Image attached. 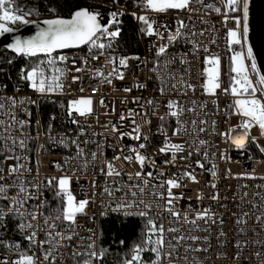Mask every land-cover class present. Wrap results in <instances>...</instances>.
Listing matches in <instances>:
<instances>
[{"label":"built area","instance_id":"2783aa9c","mask_svg":"<svg viewBox=\"0 0 264 264\" xmlns=\"http://www.w3.org/2000/svg\"><path fill=\"white\" fill-rule=\"evenodd\" d=\"M101 2L105 8L95 11L106 13L107 24L111 22L110 14L113 11L122 12L123 15L126 12L135 14L142 50L139 52L121 50L118 46V37L112 42L111 48L104 50V55L100 56L99 60H95L89 55L88 45H84L80 49L53 53L54 57L64 55L68 57V60L66 63L57 61L52 66L47 64L48 58L41 55L33 66H22L14 86H9L7 82L3 81L0 70V101L5 103V109L0 113V119L5 121L9 119V103L6 98L13 97L17 102L26 101L24 105L16 107L15 115L18 120L29 122L23 129V133L24 137H32L27 140L26 149H20L17 146L12 153L0 145V168L4 170L2 174L5 177L4 180L0 181V184L10 185L14 181L19 183L15 177H9L8 170L10 166L17 163L25 164L27 168L31 169V172H24L22 179L26 186H29V181H40L41 191L39 195L41 200L46 201L43 211L45 215H48L61 206V200L57 198L54 186L45 187L47 182L45 178L60 177L65 174L71 176L70 190L76 199L88 198L94 201L86 209L87 216H77V221L82 226L78 227L76 231L85 240L91 235L89 229L97 233L96 245L101 248V218L108 215H123L120 212L112 211L116 207L117 201L156 200L155 197L147 194L136 198H133L130 193L125 195L126 186L139 183L138 180H130L128 174L134 176L137 171H143L145 174L151 171L154 177L151 179V184L158 185L162 181L179 178L185 171H191L196 174L199 183H192L185 179L179 189H173L175 195L179 196L182 193L185 197L178 201L177 209L186 212L190 205L189 217L191 218L195 216L197 211L208 208L212 213H215L217 222L215 224L209 222L205 225L204 221H199L198 223L210 230L192 233L201 237L208 236L207 243L197 241L193 244V247H208V251L189 252L187 253V262L181 259L176 264H264V179L260 178L264 177V154L255 155L250 148L253 136L256 137V144L260 148L264 147V136L260 134L258 126L253 127L251 134L246 136V148L241 151L237 150L234 144L214 134L212 131L213 120L217 122L215 131L223 132L228 126L238 124L243 117L233 114L234 108L231 105L234 104L236 98L230 93L225 95L218 89L215 96H210L205 94L202 88L206 79L204 70L206 67H210L205 63L207 56L218 55L220 57V81L223 88L228 87L230 76L234 75L231 72L233 66L231 57L236 51L244 50L238 45L235 47L229 45L227 32L229 28H235V24L229 20L225 26L223 16L217 15L214 11L216 7H220L223 11V3L221 0H203V3H192L190 5L191 11L169 9L166 12L157 13L146 8L130 6L121 0H118V3H114L113 0H101ZM206 5H211V7ZM123 15L118 17L119 21ZM143 15H147L150 20L155 21L154 28L164 36V39H160L156 35L149 36L145 31H142L144 25L138 17ZM230 15H241V13H230ZM181 20L185 25H188L182 30L184 37L169 43L167 37L175 32ZM116 27L117 25H112L109 31ZM201 32L204 35H199ZM192 33L197 35L193 36ZM193 41L200 46L199 50L194 49ZM213 41L215 42L213 43ZM102 42L107 43V41ZM162 45H168L167 53L158 56V49ZM204 48H207L208 51L205 52ZM97 52V49L92 50L93 55ZM107 57L116 58L117 64L115 66L123 72V80L113 78L111 84L107 81L101 84L98 79L92 78L97 68H101L105 74L112 71L114 65L107 63ZM134 57H139V59H133ZM181 57H184L188 63L182 64ZM85 58L88 60L86 70L76 72V67H85L82 63ZM120 58H129L126 68L119 67ZM41 61L44 63L40 64ZM246 63H250V61H246ZM165 64H167L166 67ZM37 65L44 69L47 78L46 83H52V76L59 75L55 71L56 69H65L67 77L64 79L63 90L46 91L41 94L32 89L30 82L21 77L26 74L27 70H31ZM257 66L260 70L259 74H262L258 63ZM73 76H78L79 79L73 82ZM251 76L255 83L258 80V75L253 73ZM181 78L196 85L195 92L187 91L185 95L179 85H177V90H173L172 84ZM137 84L142 85V87H136ZM81 87L84 91L80 90ZM162 87L165 89L164 94H161L160 91ZM124 88H131L132 90L126 92ZM257 96L261 97L259 91ZM81 97H92L94 109V114L87 119L75 117L84 124L83 135L80 134L81 127L73 124L71 122L72 117L68 115L69 102ZM101 99L104 100L106 106L100 105ZM149 100L153 101V104H148ZM193 100L196 101L197 105L206 103L207 107L203 110L197 108L196 113L186 110L180 119L186 122L190 133L191 121L196 120L198 126L200 120L208 121L204 127L208 128L209 131L199 133V139L208 141V145L206 147L197 145L198 151L190 148L193 135H172L173 130L178 126L175 117L167 115L166 120H160L161 116H165L169 112L166 107L169 101H179L185 109H189L193 106L191 103ZM32 101L35 103H31ZM121 115L125 116L126 119L121 121ZM133 118L136 124H140L142 119L151 121V123L142 124L141 140L137 141L129 136L119 139L120 132L135 135L133 129L136 124H133ZM113 124L119 130L116 133L111 132V125ZM104 125H108V127H104ZM165 131L167 136L164 134ZM93 133H97V135H93ZM99 133L104 135H99ZM13 135L21 136L19 131L13 132ZM233 135L245 136L244 132L239 131V129ZM37 136L38 138H36ZM143 136H147L146 141ZM168 138L171 139L172 143L185 145L184 151L177 153L174 161L171 152L161 153L159 151L160 148L164 147ZM74 139H78L80 147L85 150L88 160L86 169L82 167L84 161L76 157L77 148L72 143ZM85 140L89 142L84 144L83 141ZM61 141H66L67 146ZM140 143H145L146 148L140 149ZM98 145L101 146L99 150ZM129 148H136L141 154L148 156L154 161V166L146 161L145 167L141 169L135 159L131 163L124 161V155L135 156V153L129 152ZM189 151H192L191 155H189ZM205 151L208 152L207 158L203 155ZM92 152H97L95 161L91 159ZM221 153H224L229 159H222ZM9 155L26 157V159H6ZM115 156H120L121 159L113 160ZM181 157L185 158L182 159ZM105 161H112L121 172V176L113 178L102 173L100 169ZM165 161L172 162L164 163ZM197 161L204 164L203 169L197 167ZM55 163H59L63 171L55 168ZM213 164L217 166L218 170L216 177H213L209 171ZM37 169H39L38 174ZM229 169L231 170L230 174ZM250 176L256 178H249ZM113 179H115V183H113ZM213 182L216 184L215 188L210 186ZM185 184L187 187H184ZM105 187L120 190L114 191V195L109 197L104 192ZM166 187L156 190L166 194ZM217 193L220 197L218 200L210 198ZM200 194L203 195V199L198 200L197 196ZM7 195L10 197L17 196V189L15 187L9 188ZM40 202V200L35 199L28 200L25 209L31 211L32 207L40 204ZM9 205L10 201L0 199V207L4 208L5 211ZM129 211L136 212L137 209L131 208ZM155 211L156 209H153V212ZM101 212L107 214L101 215ZM90 217L92 218L90 219ZM241 217L247 221L246 224L236 223L237 219ZM257 217L262 219L257 220ZM221 219L223 224L219 222ZM21 222L22 220L19 219V224ZM164 224L166 228L169 225L180 226L174 222L173 218L168 217L167 213L164 214ZM189 227L190 225L185 224L182 233L168 235H187ZM241 228L244 229L243 232L240 231ZM221 230L226 233L225 236L219 235ZM20 231L25 238L28 231L21 229ZM43 239L45 237L41 232L38 234V240ZM25 240L30 249L18 251L11 246L0 249V264H15L16 261L20 260L21 254L35 255V257L42 259V253L47 245H45V249H42L38 243L30 244L26 238ZM237 241L243 242V246L239 249L235 247ZM70 243L71 247L60 249L63 256L58 257L56 264H82L84 257L80 256L73 259L71 255L74 249L81 252L85 251L83 248L76 249V246L81 243L80 239L76 237ZM187 243L192 244L193 242L188 241ZM221 253L224 255L221 256ZM237 253H239V258H237ZM256 253H260V255L257 256ZM178 255L181 257L185 255L184 247L178 249ZM130 258L131 253L127 259ZM143 259L145 264H152L155 254L146 251L143 253Z\"/></svg>","mask_w":264,"mask_h":264},{"label":"snow or ice","instance_id":"6c2138e0","mask_svg":"<svg viewBox=\"0 0 264 264\" xmlns=\"http://www.w3.org/2000/svg\"><path fill=\"white\" fill-rule=\"evenodd\" d=\"M114 3H118V0H113ZM203 3V0H143L144 7L148 10L162 13L166 12L169 9L177 10H188L191 11L190 5L192 3ZM224 6V10L220 7L214 9L217 15L223 16V23L227 26L229 20L233 21L235 28H229L227 35L229 37V45H238L242 51H236L231 57L233 66L231 67V72L234 75L230 76V83L228 87H223L220 81V57L218 55H209L205 58V63L210 65V67L205 68V83L202 85L205 94L210 96H215L217 90L225 95L231 94L235 97L234 104L231 105L235 109V115L243 117V119L236 125L228 126L223 132H216V121H212V131L214 134L221 136L225 141L230 142L236 146L237 150H244L246 148V141L239 137L238 135L234 136L233 133L239 129V131L244 132L245 137L251 134V129L255 126L259 127L260 133L264 136V74H259L260 70L257 66V62L253 53V48L249 43V6L250 0H221ZM211 7V5H206ZM54 11V10H53ZM241 13V15H230V13ZM32 15V12H26L19 8L15 4V0H0V36H3L5 33H10L14 31L10 25L15 24H29L31 21L27 19L28 16ZM111 22L109 24L100 23V13L93 12L88 9H80L73 13L70 19L56 18L51 20H45L43 23L48 25L46 29H41L36 36L27 39L21 40L16 39L13 44L9 47L11 50L19 55H24L28 57H35L40 54L46 56L47 64L49 66L54 65L57 61L67 62L68 57L64 55L53 56V53L57 50L76 48L82 45H88L89 55L93 59L99 60L100 56L104 55V50L112 47V42L119 37L120 29L118 27L120 21L118 17L123 15L122 12L113 11L111 14ZM135 15V14H133ZM138 19L146 26L142 31L149 36L156 35L160 39H164V36L154 28L155 21L150 20L147 15L139 16ZM205 23L207 21H204ZM112 25H117V27L109 31ZM188 25H185L181 20L179 22V27L175 30L174 33L170 34L167 39L169 43H172L178 39L184 37V28H187ZM193 36L197 35L192 33ZM199 35H204L203 32ZM107 41V43L102 42ZM215 41H213L214 43ZM193 46L195 50H199L200 46L193 41ZM168 45H162L159 47L157 55H164L167 53ZM97 49V54L93 55L92 50ZM204 51L207 52L208 49L204 48ZM129 58H120L118 61L119 67L126 68L128 66ZM133 59H139V57H134ZM107 63L114 65L111 72L105 74L101 68H97L94 72L93 79H98L100 83L107 81L111 84L113 78L123 80L124 74L119 71V68L115 65L117 60L115 57H107ZM250 61V63H246ZM44 61H41L40 64H43ZM75 63V62H73ZM85 67H76V72H83L86 70L88 64L87 58L82 62ZM181 63L186 64L188 61L181 57ZM167 64H165V67ZM155 70V69H153ZM59 75L52 76V83H46L47 78L44 74V69L37 65L36 67L27 70L25 75H22V79L30 82V87L35 91L43 94L46 91L53 90H63L64 88V79L67 77V71L65 69H56L55 70ZM257 74L258 80L254 83L251 74ZM79 79L78 76H73V82H76ZM175 79V78H174ZM177 85L180 89L183 90V93L186 95L187 91L195 92L196 85L187 82L185 80L178 79L176 83L172 84V89L177 90ZM136 87H142V85L137 84ZM84 91L83 87L80 89ZM131 88H124V91L130 92ZM95 91V90H94ZM161 94H164L165 89L162 87L160 89ZM261 93V97L257 96V92ZM6 100L9 103V119L7 121L0 119V145L8 150L9 153H12L13 150L18 146L20 149H26L27 140L32 137H24L23 129L28 125V121L18 120L15 115L16 107L22 106L26 103L24 100H17L13 97H8ZM31 103H35L32 101ZM101 106H106L103 99L99 101ZM148 104H153V101L149 100ZM192 107L185 109L179 101H169L166 107L169 109V112L165 116H161L160 120L164 121L167 118V115L175 117L177 120L178 126L173 130V136L180 135H193V139L190 141V148L197 150V145L206 147L208 141L204 139H199V133H204L209 131L208 128L204 127L208 124L207 120H200L199 126L197 121H191V133L185 121L181 120L184 112L191 111L196 113L197 108L201 110L207 107L206 103L197 105L196 101L193 100ZM215 103V101H213ZM218 108V105H217ZM5 109V103L0 101V113ZM115 109L113 108V111ZM75 113V116L73 114ZM94 114L93 109V98L92 97H81L76 100L69 102L68 115L72 117V123L77 124L81 127V135L84 134L83 127L84 124L75 117H87ZM206 114V113H205ZM30 115V113H29ZM146 115V114H145ZM126 117L121 115L120 120H125ZM133 124H136L135 119H132ZM111 123V122H109ZM144 123H151L150 120L142 119L140 124H136L132 133L120 132L119 139H123L124 136H129L134 140H141L142 133L141 127ZM108 127V125H104ZM19 131L21 136L17 137L13 135V132ZM118 130L115 124L111 125V132L116 133ZM165 136L167 133L165 131ZM97 135V133H93ZM99 135H104L99 133ZM24 137V138H21ZM38 138V136L36 137ZM51 139V137H49ZM143 139L146 141L147 136H143ZM67 146L66 141H61ZM89 141H83L84 144H87ZM252 142H256V137H252ZM72 143L76 145L77 153L76 157L84 161L82 167L86 169L88 167V160L85 153V150L80 147V142L78 139L72 140ZM43 147V145H41ZM101 146L98 145V150ZM184 144L172 143L171 139H166L164 147L160 148L161 153L171 152L173 161L176 158V154L184 151ZM140 149L146 148L145 143L139 144ZM123 151V150H121ZM261 152H264V147L260 148ZM130 153H135V156L128 154L123 156V160L131 163L133 159L139 164L140 168L145 167L146 161L154 166V161H152L148 156L141 154L136 148H129ZM192 154V151H189V155ZM102 155V153H101ZM204 157H208V152L203 153ZM184 159L185 157H181ZM222 159H229L224 153H221ZM6 159H26V157H17L14 155H9ZM91 159L95 161L97 159V152L91 153ZM120 156H115L113 160H120ZM172 161H165L164 163H171ZM54 167L63 171L62 166L59 163H55ZM197 167L203 169L204 164L197 161ZM101 172L106 174L109 177H119L121 172L116 168L115 164L112 161H105L101 165ZM3 169L0 168V181L4 180L5 177L2 174ZM213 177H216L218 174L217 166L212 165V168L209 169ZM24 172H31L30 168H27L25 164L17 163L16 165L10 166L8 170L9 177H15L19 183L15 181L13 184L5 185L0 184V199H5L10 201V205L7 208V211L4 208L0 207V226H3L2 221L6 216L11 214L14 217H18L22 220L19 224V228L22 231H28L27 236L25 237L30 244H39V247L45 249L42 253V259L35 257V255L21 254L20 260L16 261L15 264H56L58 257H62L63 253L60 252L61 248L71 247V243L74 238L78 237L81 241L79 245L76 246V249L83 248L85 251L81 252L79 250L72 251V258L84 257L82 264H99L102 261L107 253V249L98 248L96 245V236L97 233L89 229L91 235L85 240L84 237H80V234L76 231L78 227H81L77 221V216H87L86 211L90 203L94 201L89 200L88 198L77 200L76 197L71 192V180L72 177L68 175H62L60 177H46L45 187L51 188L55 187V194L57 198L61 200V206L54 210L53 212L45 215L43 211L46 201L41 200L39 195L40 181L35 182L29 181L26 186L22 177ZM229 174L231 170H228ZM39 169H37V174ZM130 180H138L139 183L132 184L127 187L125 195L129 193L133 198L138 196L143 197L144 195H151L156 198L155 201L145 200V199H133L131 201H117L116 207L112 209L114 212H120L124 216L137 215L145 219V227L143 231V239L140 243L133 245L131 248V258L125 259L124 264H145L143 259V253L146 251H151L155 254V259L152 261V264H176V262L183 259L185 262L188 260L187 253L189 252H207L208 247H193V244L197 241H204L207 243L208 236H197L193 235V232L203 231L208 232L210 229L208 227H203L199 221H204V224L207 225L209 222L215 224L217 222L215 218V213H212L210 209L206 208L202 211H197L194 217H189V212L191 211V206L189 205V210L186 212H181L177 209V203L179 200L184 199V195L181 193L179 196L173 193V189H179L182 186L183 180L187 179L192 183H199L197 176L194 172L185 171L179 178H172L161 183L151 184V179H153V173L147 172L146 174L143 171H137L134 176L128 174ZM162 175V173H161ZM249 178H256L250 176ZM264 179V177H260ZM115 183V179H113ZM166 187L165 192L158 191L156 189H162ZM212 188L216 187V184L213 182L210 185ZM15 187L17 189V196L10 197L7 195L9 188ZM184 187H187L185 184ZM120 189H111L105 187L104 192L107 193L109 197L114 195V191ZM147 190V192H146ZM247 195V193H245ZM213 200H218L220 197L217 194H214L210 197ZM40 200V204L32 207L31 211L25 209V204L28 200ZM198 200L203 199V195L200 194L197 196ZM162 201V203H161ZM107 207V205H105ZM136 208V212H131L129 209ZM153 209H156L153 212ZM167 213L168 217L173 218L174 222L180 226L173 227L169 225L167 228L164 224V214ZM106 212H101V215H106ZM247 215V213H245ZM92 217H90L91 219ZM261 217H257V220H261ZM159 221V223H158ZM223 224V220L219 221ZM237 224H246L245 219L238 218L236 221ZM190 225L187 232L188 234H179L171 235L168 234H178L184 231L183 225ZM241 232L244 231L243 228L240 229ZM43 233L45 239L38 240V234ZM220 236H225L222 230L219 233ZM188 241L193 242L192 244L187 243ZM124 241L121 240L120 244H123ZM19 247V245H14ZM243 242L237 241L235 247L241 248ZM184 247L185 255L183 257L178 255V249ZM223 256L224 254H220ZM257 256L260 253H256ZM237 258H239V253H237Z\"/></svg>","mask_w":264,"mask_h":264},{"label":"trees","instance_id":"16d2710c","mask_svg":"<svg viewBox=\"0 0 264 264\" xmlns=\"http://www.w3.org/2000/svg\"><path fill=\"white\" fill-rule=\"evenodd\" d=\"M130 6L145 8L143 0H121ZM15 4L26 12H32L29 20L55 15H70L76 8L86 4L94 10L104 9L105 5L101 0H15ZM54 10V11H53ZM134 13L126 12L120 20L118 27L120 35L118 46L125 52H139L142 50V43ZM18 23L13 26H20ZM142 25H144L142 23ZM146 26L144 25V28ZM236 46V45H234ZM40 56L28 57L17 55L3 47L0 51V70L2 79L9 86H14L19 78L23 65L33 66ZM250 148L255 155H263L260 147L251 143ZM145 219L137 215H108L100 220V247L107 249V253L101 264H124L131 253L133 245L140 243L143 239ZM0 226V249L11 246L18 251L30 249L19 228V218L8 215ZM123 240L124 243L120 244ZM14 245H19L15 247Z\"/></svg>","mask_w":264,"mask_h":264},{"label":"water","instance_id":"95a60500","mask_svg":"<svg viewBox=\"0 0 264 264\" xmlns=\"http://www.w3.org/2000/svg\"><path fill=\"white\" fill-rule=\"evenodd\" d=\"M80 9H88L90 11L96 12L90 5L86 4L82 7L76 8L70 15L67 16L66 15L45 16V17L31 19L29 20L31 21V23L27 25L22 24L20 26H10L14 29V31L10 33H5L3 36H0V51L3 47L12 51L9 46L13 44L16 39L27 40L36 36V34L41 29H46L48 27V25L43 23L45 20H51L56 18L70 19L73 13ZM99 19L101 24H107L108 22L106 13H100ZM249 29H250L249 43L253 48V53L261 69V72L262 74H264V0H250ZM83 46L84 45L76 48L61 49V50H57V52L80 49ZM41 55L43 54H40L38 56Z\"/></svg>","mask_w":264,"mask_h":264},{"label":"bare ground","instance_id":"6f19581e","mask_svg":"<svg viewBox=\"0 0 264 264\" xmlns=\"http://www.w3.org/2000/svg\"><path fill=\"white\" fill-rule=\"evenodd\" d=\"M241 138H243L246 141V137L245 136H241Z\"/></svg>","mask_w":264,"mask_h":264},{"label":"rangeland","instance_id":"374dc122","mask_svg":"<svg viewBox=\"0 0 264 264\" xmlns=\"http://www.w3.org/2000/svg\"><path fill=\"white\" fill-rule=\"evenodd\" d=\"M29 17V16H28ZM28 17H27V19H28ZM233 47H235L234 45H233ZM234 111H235V109H234ZM261 134V133H260Z\"/></svg>","mask_w":264,"mask_h":264},{"label":"flooded vegetation","instance_id":"af4514ba","mask_svg":"<svg viewBox=\"0 0 264 264\" xmlns=\"http://www.w3.org/2000/svg\"><path fill=\"white\" fill-rule=\"evenodd\" d=\"M10 26H13V25H10Z\"/></svg>","mask_w":264,"mask_h":264}]
</instances>
